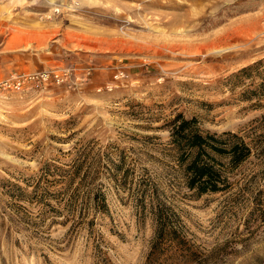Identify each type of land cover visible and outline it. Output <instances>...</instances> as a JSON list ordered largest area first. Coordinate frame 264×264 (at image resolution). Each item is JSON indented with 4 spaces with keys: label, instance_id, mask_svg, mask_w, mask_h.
<instances>
[{
    "label": "rangeland",
    "instance_id": "rangeland-1",
    "mask_svg": "<svg viewBox=\"0 0 264 264\" xmlns=\"http://www.w3.org/2000/svg\"><path fill=\"white\" fill-rule=\"evenodd\" d=\"M43 70L63 80L0 97V264H264V0H0V81ZM177 114L253 146L234 202L184 186ZM75 165L105 212L58 195ZM142 178L170 208L161 234ZM37 181L56 196L11 198Z\"/></svg>",
    "mask_w": 264,
    "mask_h": 264
},
{
    "label": "trees",
    "instance_id": "trees-1",
    "mask_svg": "<svg viewBox=\"0 0 264 264\" xmlns=\"http://www.w3.org/2000/svg\"><path fill=\"white\" fill-rule=\"evenodd\" d=\"M249 68H243L240 73L247 72ZM170 136L169 145L172 146L175 154L176 166L182 176L183 184L196 196L204 194H222L229 202H234L240 194H244L248 187L234 184L230 181L234 172L252 155V148L245 137L239 132H211L201 130L196 119L184 118L181 114L175 115L166 124ZM49 171L45 170L40 174V178L46 176ZM70 181L73 182L78 177L76 185L58 190L64 197V204L72 208L79 203L83 213L88 214L103 213L106 211V203L103 192L97 188L87 185V180L91 177V171L81 173L79 166L75 165L66 172ZM93 179V177H91ZM126 175L122 174L121 182H125ZM142 187L138 190L135 201L146 206L145 198L150 202L151 212L157 218V232L161 234L164 228L170 227L171 218L168 216V207L159 199L158 188L149 180L141 179ZM15 187V186H13ZM17 194H11V198L17 201L41 203L46 200V196H56L49 193L47 188L40 187L39 181L32 185V190L28 193L15 187ZM262 192L259 190L258 193ZM57 194V193H56ZM264 218V208L260 214ZM93 223V219L87 225ZM172 233V232H171Z\"/></svg>",
    "mask_w": 264,
    "mask_h": 264
},
{
    "label": "built area",
    "instance_id": "built-area-1",
    "mask_svg": "<svg viewBox=\"0 0 264 264\" xmlns=\"http://www.w3.org/2000/svg\"><path fill=\"white\" fill-rule=\"evenodd\" d=\"M49 80L61 82L63 76L59 73L50 74L48 71L43 70L39 71L35 76L22 75L21 77L5 78V80L0 81V97L4 96L5 93L21 90L24 85L32 81L45 83Z\"/></svg>",
    "mask_w": 264,
    "mask_h": 264
}]
</instances>
